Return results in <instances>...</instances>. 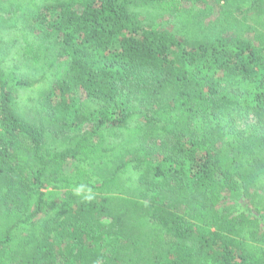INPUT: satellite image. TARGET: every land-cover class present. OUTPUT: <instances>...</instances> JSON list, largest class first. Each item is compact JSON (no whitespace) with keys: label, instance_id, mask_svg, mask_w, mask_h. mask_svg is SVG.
<instances>
[{"label":"trees","instance_id":"obj_1","mask_svg":"<svg viewBox=\"0 0 264 264\" xmlns=\"http://www.w3.org/2000/svg\"><path fill=\"white\" fill-rule=\"evenodd\" d=\"M248 11L264 0H0V264H264Z\"/></svg>","mask_w":264,"mask_h":264},{"label":"rangeland","instance_id":"obj_2","mask_svg":"<svg viewBox=\"0 0 264 264\" xmlns=\"http://www.w3.org/2000/svg\"><path fill=\"white\" fill-rule=\"evenodd\" d=\"M171 4V3H170ZM187 6H192L191 4H188ZM201 7V6H200ZM177 8H180L178 5H176L175 3H172L171 5L168 6V10L169 11H176L178 10V13H181V11ZM197 10L199 9V6L196 7ZM185 13H182V15H184ZM247 15V18H248V21L246 23V26H248L249 28L250 27H253L255 28V30H258V31H263L264 32V15H257V14H253V11H248L245 13ZM172 15V13L170 14ZM171 17V16H169ZM182 17V16H181ZM209 19V18H208ZM247 27V28H248ZM246 28V29H247ZM248 30V29H247ZM255 123V119L252 115H249V116H245L243 115L241 117V119L239 120L238 124L241 128H247L250 124H253ZM241 202V201H240ZM229 201H226L225 203L223 204H220V205H217L218 207H220V210H223L225 207H227ZM234 204V203H233ZM224 211V210H223ZM63 261H65L64 258H62Z\"/></svg>","mask_w":264,"mask_h":264}]
</instances>
